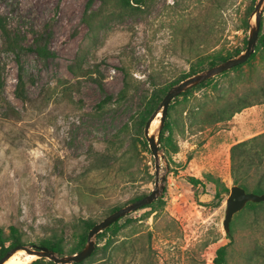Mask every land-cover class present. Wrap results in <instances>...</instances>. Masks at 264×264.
<instances>
[{
	"label": "rangeland",
	"instance_id": "1",
	"mask_svg": "<svg viewBox=\"0 0 264 264\" xmlns=\"http://www.w3.org/2000/svg\"><path fill=\"white\" fill-rule=\"evenodd\" d=\"M256 2L130 0V10L114 0H0V15L23 44L46 30L53 53L41 58L22 51L17 58L2 47L0 35L4 237L14 226L25 246L62 238L64 255H70L86 245L79 248L82 219L98 222L111 208L149 194L155 160L132 127L140 99L151 84L170 89L192 67L207 69L210 56L244 52ZM262 36L264 4L249 62L215 75L209 85L188 88L169 110L162 140L158 117L159 184L164 176L158 197L124 215L114 236H96V251L82 264H214L222 245L226 264H264V212H236L228 238L223 220L229 193L216 199L218 187L207 177L230 192V147L264 133ZM124 72L131 87L118 101ZM19 73L25 100L14 92ZM107 95L111 101L99 106ZM238 98L251 105L213 122L212 115ZM189 177L203 184L193 185Z\"/></svg>",
	"mask_w": 264,
	"mask_h": 264
},
{
	"label": "trees",
	"instance_id": "2",
	"mask_svg": "<svg viewBox=\"0 0 264 264\" xmlns=\"http://www.w3.org/2000/svg\"><path fill=\"white\" fill-rule=\"evenodd\" d=\"M117 5L121 6L122 8L127 9H133L134 6L131 5L130 0H114ZM141 0H132V3H135V5L140 4ZM0 35L2 38V47L9 52L15 53L17 55V58L22 51H29L37 55L41 58H48L53 55V53L48 49V40L50 38V33L48 31L38 32L33 35L32 41L29 44H23L24 38L19 37V35L12 32V30L8 27V24L4 17L0 15ZM259 41L264 45V36L259 38ZM244 44H247V41L244 40ZM240 51L234 52V54H228L226 56H210L211 59L208 61V67H212L218 63H221L227 59H229L232 56L238 55ZM252 53L250 57L244 62L248 63L249 60L253 57ZM242 63V64H244ZM242 64H239L231 69L238 68ZM200 69V68H199ZM199 70H195L193 67L191 68L188 75L183 76L180 80H184L191 75L197 73ZM227 71V70H226ZM226 71H223L222 73H225ZM212 78H209L205 81L200 82L199 84L195 85L193 88H199L206 85H209L212 82ZM131 76L124 72L123 76V85L120 89L117 100H122L126 97L128 89L131 87ZM152 85V89L148 95L143 94L142 98L140 99L138 108H139V115L136 121L133 123L132 127L134 129V135L133 137L145 143V136H144V128L146 126V122L148 118L154 113V111L159 106L161 100L169 90L167 89H157L154 84ZM3 87V80L1 77V71H0V90ZM192 89V88H191ZM261 92L264 96V86H260ZM190 89L183 91L176 97H174L169 106H168V112L164 121V125L161 128L159 132V138L162 140L164 136L168 133L169 130V120H168V113L169 110L173 107L174 102L182 95H185L188 93ZM15 96L21 100L26 99L25 95V86L23 82V78L21 73L18 74L17 77V83L15 86ZM111 101V96L107 95L101 102L99 103V106H102L106 102ZM246 100L243 98H238L237 101L235 100H228L226 102L228 108L227 109H219V111L216 112V114L213 117V122H221L225 120V112L227 110L229 113L234 114L236 112L241 111V109L247 107L248 104L245 102ZM226 110V111H224ZM229 114V115H231ZM228 115V116H229ZM215 117V118H214ZM134 138L132 139L130 146L134 148ZM135 149V148H134ZM229 157H230V174L232 178V185H238L242 187L246 192H253L255 194H264V133L253 136L247 140L237 142L233 144L230 147L229 150ZM110 158V156H106V159ZM134 158H129V162L132 161ZM116 157L113 158L112 161L116 162ZM208 179H211V181L218 187V190H216L214 197L216 199H220L222 194H228L229 188L225 186L224 183H222L219 179H212L211 176H208ZM188 181L193 184L202 185L203 182L200 179L189 177ZM143 196H140L137 199H140ZM133 200V201H135ZM132 201V202H133ZM148 206V205H146ZM143 206V207H146ZM142 207V208H143ZM120 207L116 206L110 209L109 214L114 212L115 210L119 209ZM253 212L263 211L264 212V201L261 202H247L245 207ZM122 218V217H121ZM119 218L114 223H112L110 226L99 232L96 236H101L106 233H108V236H114L116 234V226L118 224V221L121 219ZM82 232L79 237V248L82 247L86 241H87V234L88 231L92 228V226L97 223L95 221H92L90 219H82ZM234 223L230 224L229 232H227V237L232 238V233L234 231ZM3 230L0 228V258L3 257L6 252H8L11 248H14L16 246H25V243L23 242L17 228L14 226L9 227L8 236L4 237ZM62 238L58 239H50V240H42L40 242V246H45L49 248L50 250L54 251L57 255L63 256L64 251L61 246ZM80 251V250H79ZM96 251V247L90 254L88 258H90L92 255H94ZM226 256H227V247L226 245L219 246L215 251V257H214V264H226ZM112 259V258H109ZM83 261H80L78 263H72V264H82ZM30 264H56L52 261H47L44 258H37L33 260Z\"/></svg>",
	"mask_w": 264,
	"mask_h": 264
},
{
	"label": "water",
	"instance_id": "3",
	"mask_svg": "<svg viewBox=\"0 0 264 264\" xmlns=\"http://www.w3.org/2000/svg\"><path fill=\"white\" fill-rule=\"evenodd\" d=\"M263 4H264V0H257L254 6V24L250 28L249 36L244 52H242L236 57L229 58L217 65H214L197 74H194L180 81L178 84L172 86L167 91V93L161 100L159 106L154 111L150 119L147 121L146 126L144 128V136L155 160V175H156L155 186L149 194H146L140 199H137L123 207H120L119 209L105 216L102 220L95 223L92 226V228L88 231L86 245L76 253L59 256L54 251L50 250L45 246H35V245L16 246L14 248H11L8 252H6V254L3 257L0 258V264H3V262L7 260L13 253L21 249L24 250L26 253L36 255L38 258H47L48 260L56 264H72L83 261L86 258H88L92 253V251L94 250L95 247L94 240L99 232L110 226L112 223H114L116 220L123 217L127 213L135 211L153 202L158 197V195L160 194L161 190L164 187V185L162 184L164 180V176H161L160 178L161 184H159L158 139L154 134H149L148 132L151 120L154 118L157 112H160L161 116L159 119V126H158V133H159L164 125V121L168 112V106L174 97H176L186 89L199 84L202 81H205L211 77H214L217 74L222 73L223 71L229 70L239 64L244 63L250 57V55L254 52V47L259 34L260 19H261V14L263 12ZM261 201H264V194L259 195L253 192H246L242 187L238 185H232L230 187L229 195L226 198V210H225V217L223 220V227L225 229V232L226 233L229 232L232 216L236 212L243 209L247 202H261Z\"/></svg>",
	"mask_w": 264,
	"mask_h": 264
},
{
	"label": "bare ground",
	"instance_id": "4",
	"mask_svg": "<svg viewBox=\"0 0 264 264\" xmlns=\"http://www.w3.org/2000/svg\"><path fill=\"white\" fill-rule=\"evenodd\" d=\"M157 116L154 120L150 123L149 126V134H153L156 126L158 117L161 116L160 112L156 113ZM37 256L34 254L26 253L24 250H19L13 253L7 260L3 262V264H29L32 260H34Z\"/></svg>",
	"mask_w": 264,
	"mask_h": 264
}]
</instances>
